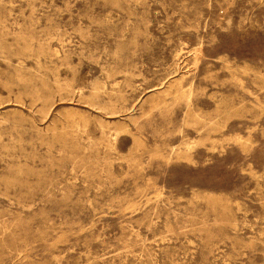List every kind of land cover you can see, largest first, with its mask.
<instances>
[{"label": "rangeland", "instance_id": "374dc122", "mask_svg": "<svg viewBox=\"0 0 264 264\" xmlns=\"http://www.w3.org/2000/svg\"><path fill=\"white\" fill-rule=\"evenodd\" d=\"M0 264H264V0H0Z\"/></svg>", "mask_w": 264, "mask_h": 264}, {"label": "bare ground", "instance_id": "6f19581e", "mask_svg": "<svg viewBox=\"0 0 264 264\" xmlns=\"http://www.w3.org/2000/svg\"><path fill=\"white\" fill-rule=\"evenodd\" d=\"M197 56V55H196ZM191 99V98H190ZM188 107V106H187ZM185 113V112H184ZM126 116V115H125ZM169 149V148H168ZM172 150V149H171ZM175 151V150H174Z\"/></svg>", "mask_w": 264, "mask_h": 264}]
</instances>
